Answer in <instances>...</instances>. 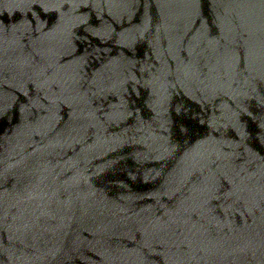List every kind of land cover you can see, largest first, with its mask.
<instances>
[{
	"label": "water",
	"instance_id": "1",
	"mask_svg": "<svg viewBox=\"0 0 264 264\" xmlns=\"http://www.w3.org/2000/svg\"><path fill=\"white\" fill-rule=\"evenodd\" d=\"M0 264H264V0H0Z\"/></svg>",
	"mask_w": 264,
	"mask_h": 264
}]
</instances>
